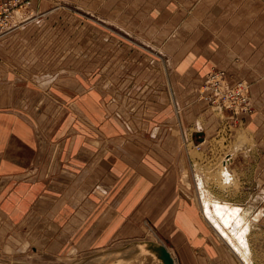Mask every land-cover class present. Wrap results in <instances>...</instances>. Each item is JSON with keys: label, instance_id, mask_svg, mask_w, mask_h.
Returning a JSON list of instances; mask_svg holds the SVG:
<instances>
[{"label": "rangeland", "instance_id": "rangeland-1", "mask_svg": "<svg viewBox=\"0 0 264 264\" xmlns=\"http://www.w3.org/2000/svg\"><path fill=\"white\" fill-rule=\"evenodd\" d=\"M193 2L29 0L15 6L7 26L0 28V110L24 114L36 125L41 144L50 145L53 130L59 129L67 116L82 113L78 98L95 90L106 113L125 120L124 127L142 129L145 122L136 120V115H149L152 100L159 105L167 100V80L178 81L175 76L183 51L197 56L209 53V43H204L208 47L202 51L204 44L192 40L194 27H183L186 17L193 18ZM205 58L212 61L208 72L222 66L215 58ZM255 72L264 83V69ZM205 74L201 83L193 86L198 96ZM239 78L249 92L247 79ZM187 89L181 90L183 98ZM200 97L192 101L200 102L192 122L196 112L204 113L180 143L189 168L182 192L194 194L188 178L198 172L204 188L221 204L217 208L223 223L247 228L244 237L252 264H264V107L258 115L257 109L251 115H241ZM157 107L155 104L154 109ZM198 126L205 129L202 139L193 134ZM230 153L226 167L223 164ZM214 204L212 201L211 209ZM202 220L205 230L197 235L204 242L201 261L215 264L207 242L212 238L224 245L225 241ZM143 222L141 233L108 241L85 239L74 250L53 248L43 237L38 243L31 238L36 243L0 251V264H162L139 243L142 239L164 242L145 219ZM233 257L243 264L240 254L233 252Z\"/></svg>", "mask_w": 264, "mask_h": 264}, {"label": "crops", "instance_id": "crops-1", "mask_svg": "<svg viewBox=\"0 0 264 264\" xmlns=\"http://www.w3.org/2000/svg\"><path fill=\"white\" fill-rule=\"evenodd\" d=\"M193 3V18L186 17L183 27L193 26L192 40L209 43V53L183 51L175 76L179 85L169 77L167 100L161 105L152 100L149 115H136L145 122L142 129L124 127L125 120L106 113L95 90L78 98L82 113L67 116L53 130L50 145L41 144L36 125L24 114L0 110V251L23 249L42 237L53 248L74 250L85 239L141 233L145 219L178 264H203L204 242L197 235L205 230L204 218L195 204L194 176L188 178L194 194L182 192L189 168L181 139L204 113L196 112L192 122L193 111L200 108L192 101L201 99L193 86L212 66L205 56L215 58L227 83L239 77L249 83L253 109L241 115L260 113L264 83L255 70L264 69V0ZM193 130L194 136L205 133L201 126ZM225 158L227 167L231 153ZM207 243L215 264H237L228 244L212 238Z\"/></svg>", "mask_w": 264, "mask_h": 264}, {"label": "built area", "instance_id": "built-area-1", "mask_svg": "<svg viewBox=\"0 0 264 264\" xmlns=\"http://www.w3.org/2000/svg\"><path fill=\"white\" fill-rule=\"evenodd\" d=\"M29 3V0H0V28L7 26V21L15 6ZM202 97L215 105L228 108L232 113L252 111L253 107L243 80L231 84L226 82L221 69H212L206 75L200 87Z\"/></svg>", "mask_w": 264, "mask_h": 264}, {"label": "bare ground", "instance_id": "bare-ground-1", "mask_svg": "<svg viewBox=\"0 0 264 264\" xmlns=\"http://www.w3.org/2000/svg\"><path fill=\"white\" fill-rule=\"evenodd\" d=\"M193 180H194L195 187L197 189V200H198L197 204H198L200 215L211 225L213 230L221 237V239H223L228 244V246H231L230 248L234 253L240 254L241 263L252 264L251 260L248 258L249 248H248L246 238L244 237L245 231L247 230V228H244L245 225L243 226V228H239V227L234 228L235 226L233 227L231 225L232 223L231 222L229 225L226 226L223 223V219H221V214H220L221 211H219V209L217 208L221 206L220 202L212 198L209 192L204 188V183L200 177L194 174ZM212 201L215 204H214V207L211 209L210 204ZM231 208H234V207H231ZM234 209L236 211V208ZM216 215L218 218L216 217ZM174 259H175V262L178 264L175 256H174Z\"/></svg>", "mask_w": 264, "mask_h": 264}, {"label": "water", "instance_id": "water-1", "mask_svg": "<svg viewBox=\"0 0 264 264\" xmlns=\"http://www.w3.org/2000/svg\"><path fill=\"white\" fill-rule=\"evenodd\" d=\"M196 135L198 139L203 138L202 131H196ZM140 242H141V247L145 251L151 253L155 258H157L160 263L177 264L175 262L173 254L171 253L170 249L168 248V245L165 242L159 241L157 239H142L141 241H139V243Z\"/></svg>", "mask_w": 264, "mask_h": 264}]
</instances>
